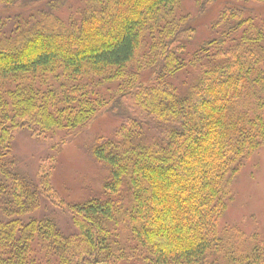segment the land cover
<instances>
[{"label":"trees","instance_id":"16d2710c","mask_svg":"<svg viewBox=\"0 0 264 264\" xmlns=\"http://www.w3.org/2000/svg\"><path fill=\"white\" fill-rule=\"evenodd\" d=\"M232 2L198 42L184 0H0V264H264V235L220 227L264 147V16L245 6L264 0ZM101 111L121 119L90 149L107 178L66 202L57 150ZM23 129L54 151L35 180ZM44 200L72 233L29 217Z\"/></svg>","mask_w":264,"mask_h":264},{"label":"rangeland","instance_id":"374dc122","mask_svg":"<svg viewBox=\"0 0 264 264\" xmlns=\"http://www.w3.org/2000/svg\"><path fill=\"white\" fill-rule=\"evenodd\" d=\"M231 3L232 0H215L205 8L200 5L199 9L195 0H184L180 12L195 18L197 41L201 42L213 36L212 22L219 11ZM245 6L248 14L258 18L264 16V5L248 3ZM188 73L196 74L195 71L183 73L178 79L181 88L185 87L181 79ZM193 77V74H189L186 81L190 82ZM120 123L121 119L101 111L85 128L71 132L69 143L57 150L58 157L52 175L53 188L66 202H83L102 190L108 170L95 160L90 149L98 137L111 136ZM53 154L50 142L33 137L28 130L18 131L14 141V156L20 173L35 180L39 167L52 163ZM234 194L229 209L220 219V227H238L248 237L255 233L264 235V147L244 165L234 183ZM29 217H52L66 233L75 230L69 216L48 200H44L40 210Z\"/></svg>","mask_w":264,"mask_h":264}]
</instances>
